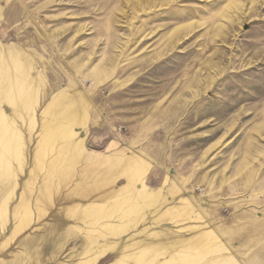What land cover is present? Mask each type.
I'll use <instances>...</instances> for the list:
<instances>
[{
    "label": "rangeland",
    "instance_id": "rangeland-1",
    "mask_svg": "<svg viewBox=\"0 0 264 264\" xmlns=\"http://www.w3.org/2000/svg\"><path fill=\"white\" fill-rule=\"evenodd\" d=\"M0 264H264V0H0Z\"/></svg>",
    "mask_w": 264,
    "mask_h": 264
}]
</instances>
